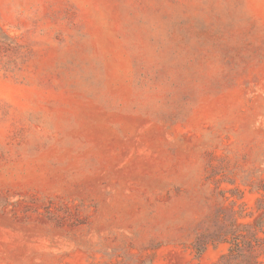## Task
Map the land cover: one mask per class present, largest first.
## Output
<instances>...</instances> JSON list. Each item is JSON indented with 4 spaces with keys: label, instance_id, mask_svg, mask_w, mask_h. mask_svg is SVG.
I'll list each match as a JSON object with an SVG mask.
<instances>
[{
    "label": "rangeland",
    "instance_id": "1",
    "mask_svg": "<svg viewBox=\"0 0 264 264\" xmlns=\"http://www.w3.org/2000/svg\"><path fill=\"white\" fill-rule=\"evenodd\" d=\"M263 220L264 0H0V264H225Z\"/></svg>",
    "mask_w": 264,
    "mask_h": 264
},
{
    "label": "trees",
    "instance_id": "2",
    "mask_svg": "<svg viewBox=\"0 0 264 264\" xmlns=\"http://www.w3.org/2000/svg\"><path fill=\"white\" fill-rule=\"evenodd\" d=\"M252 231L249 233L251 235V239H256L255 241L258 243L256 248L251 246L250 250H248L249 254L246 256L244 252V247L240 244L241 241H238L236 238L235 231L230 232V235H234L231 244L232 247L230 252L225 255L222 260L225 264H232L236 260L244 259L240 262V264H263L264 263V239H258L259 229L257 227H251ZM260 229L264 228V220L262 221ZM203 252V251H202ZM201 252V254H202Z\"/></svg>",
    "mask_w": 264,
    "mask_h": 264
}]
</instances>
